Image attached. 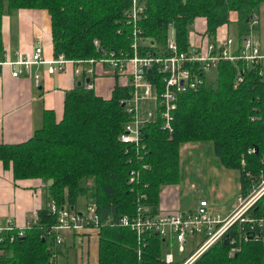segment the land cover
<instances>
[{
    "label": "trees",
    "instance_id": "obj_1",
    "mask_svg": "<svg viewBox=\"0 0 264 264\" xmlns=\"http://www.w3.org/2000/svg\"><path fill=\"white\" fill-rule=\"evenodd\" d=\"M263 3L144 0L145 12L138 22L140 52H165L171 25L178 48L187 50L190 28L198 18L206 20L205 34L211 41L228 34L230 23L239 38L247 33L252 16L259 17ZM128 6L129 0H0V52L3 16L19 8H37L50 15L53 56L96 60L106 51L127 57L133 38V26L124 16ZM220 27H225L222 33ZM242 65L219 61L215 81L207 78L198 88L178 95L170 129L162 127L159 116L142 124L137 147L119 138L131 119L124 104L132 92L129 84L116 85L108 98L75 86L65 92L62 118L56 121L52 111H44L41 127L26 141L0 144V161L11 168L15 181L39 179L58 207L77 209L79 197L94 206L100 223L97 264H168L170 240L155 232L139 238L130 227L116 222L122 215H136L138 207L157 214L160 191L178 182L181 148L189 143H210L219 163L238 172L242 194L264 177V75L249 66L243 81L234 85L237 66ZM147 76L154 82L158 79L154 71ZM263 202L264 195L252 209L254 215L264 217ZM37 213V225L24 237L0 244V264H49V258L66 244L56 245L54 235L48 233L57 222L56 214L46 204ZM237 233L235 224L192 264H264L261 240L241 241L229 254ZM184 258L175 254L170 264H180Z\"/></svg>",
    "mask_w": 264,
    "mask_h": 264
},
{
    "label": "built area",
    "instance_id": "obj_2",
    "mask_svg": "<svg viewBox=\"0 0 264 264\" xmlns=\"http://www.w3.org/2000/svg\"><path fill=\"white\" fill-rule=\"evenodd\" d=\"M144 12V0H129L124 16L126 22L133 26V38L132 51L127 57L119 58L120 56H116L113 52L105 51L104 56L96 60H69L63 54L45 59L43 47L37 45L28 56L18 54L15 59L0 60V71L6 68L12 78H30L37 87L40 85L42 74L35 67L41 65L46 66L48 74L62 72L68 65L74 66L75 74L84 72L86 75L93 74L90 68L96 62L113 67L117 70L116 75L124 78L123 84H129L132 88L130 97L124 103L131 119L124 124V130L119 138L122 143L135 147L141 143V126L145 122L155 121L159 116L163 120L162 127L171 128L172 112L178 95L202 85L207 73L217 69L219 61H239L243 64L241 67L237 66L234 85L243 81V71L249 66L255 67L258 75H264V52L259 37L254 33L260 24L259 17L252 16L247 33L239 38L236 33L235 35L222 33L211 41L205 32L191 35L190 31L187 50L178 48L173 30L166 51L151 54L148 51L140 52L139 43L142 39L139 36L138 22ZM93 45L97 49L100 47L95 39ZM83 64L88 67L83 68ZM153 71L158 76L155 82L149 80L147 76ZM85 88L90 86L86 84ZM263 195L264 177L246 194L239 193L235 198L233 209L225 216L211 212L208 201L201 199L195 208L174 211L159 208L156 215H151L148 210L138 207L136 215H122L116 223L130 227L139 238L146 232H155L170 242L174 241L178 246V254H184L185 257L180 264H192L208 248L225 238L235 224L238 233L230 241L232 244L230 255L235 253L236 244L241 241L261 240L264 244V217L252 213V209ZM86 207V212H80L68 206L58 207L55 202L48 204L50 211L56 214L57 222L48 231L49 234L54 235L56 245L65 242V232L83 235L99 231L100 223L94 206L86 205ZM262 207L264 208V202ZM37 222V211L33 212L24 223H18L12 217L0 219V244L7 239L8 242H12L17 236L24 237L26 230L37 225ZM57 256L58 254L52 255L48 260L49 264H52ZM165 262L174 263L172 252L165 255Z\"/></svg>",
    "mask_w": 264,
    "mask_h": 264
},
{
    "label": "crops",
    "instance_id": "obj_3",
    "mask_svg": "<svg viewBox=\"0 0 264 264\" xmlns=\"http://www.w3.org/2000/svg\"><path fill=\"white\" fill-rule=\"evenodd\" d=\"M16 16V17H15ZM12 19L10 15L2 18V51L0 58L15 59L17 55L28 56L33 48L41 45L44 49V58L53 57L51 20L50 15L43 9H20L15 12ZM225 27H220V33ZM203 29L197 33H203ZM83 68L88 65L83 64ZM100 71L99 77H104L105 81H95L96 94L104 98L111 95V86L122 85L123 77H116V73L106 65L96 66ZM40 71L41 82L39 86H34L32 80L27 77L12 78L8 69L0 71V144H15L26 141L35 129L41 127L43 123V113L50 110L54 113L56 121L63 115L65 92L77 86V81L85 87L88 83L86 79L89 74L82 72L78 75L74 73V66L68 65L64 71L48 74L46 66L35 67ZM104 75V76H103ZM113 78V82H112ZM119 80H121L119 82ZM118 82V84H116ZM93 89V87H90ZM111 91V92H110ZM183 148V147H182ZM214 154V153H213ZM223 172L224 168L217 159ZM240 188V187H239ZM163 191V192H162ZM165 190L161 189L159 208L170 210L181 208L178 198L168 200ZM50 196L46 190V185H42L39 179H19L14 180L12 170L5 167L0 161V219L12 217L18 223L28 220L32 211L47 204ZM235 198L224 209V211H214L222 216L228 214L234 206ZM210 207V206H209ZM191 209V208H189ZM181 210V209H180ZM73 234V233H72ZM94 236V238H93ZM97 232H88L83 235H68L65 246H60L58 255L67 258L69 253L81 241L79 260L75 264H97ZM91 242H96L93 248ZM83 243L85 245H83ZM58 264V263H57Z\"/></svg>",
    "mask_w": 264,
    "mask_h": 264
},
{
    "label": "rangeland",
    "instance_id": "obj_4",
    "mask_svg": "<svg viewBox=\"0 0 264 264\" xmlns=\"http://www.w3.org/2000/svg\"><path fill=\"white\" fill-rule=\"evenodd\" d=\"M20 9L33 10L37 8H19L18 10ZM18 10L14 11L11 14L12 19L15 16V12H18ZM258 15L260 19V24L256 28L254 33L259 37L262 45V52H264V3L261 5ZM227 27L229 28L228 32L231 35H235L236 32L233 23H230L229 26ZM190 29H191V35L196 34L197 30H201V29H203V31L205 32L206 20L204 18H198L194 20ZM173 30L174 27L173 25H171L169 27V37H172ZM5 58L7 57L6 56L2 57V59ZM2 59L0 58V60ZM96 66H101V63L96 62L94 63V66L90 68L93 74L89 75L90 78H89V82L87 83L90 87L91 86L93 87L94 93H96L95 81L96 80L105 81L104 77L102 78L99 77L102 75L99 74L100 71L99 69H97ZM263 67H264V61H263ZM93 75L95 76L96 80L93 79ZM120 77L121 76L119 75V78ZM207 77H211L210 79H213L215 81L216 78L215 71L213 70L209 71L205 79H207ZM113 81L114 80L112 78V82ZM120 81L121 80H119V82ZM116 84H118V82ZM115 86L116 85L113 84L111 88L113 89L115 88ZM87 89H91V88H87ZM216 163H218L217 158L213 154L212 146L210 143L194 142V143L186 144L183 148H181V152H180V162H179L180 176L178 182L172 183L170 185L169 184L165 185L162 188L163 190H165L164 193L166 195V198L168 200L170 198L171 200H173L176 199L177 197L181 206L180 208L181 210L195 208L198 206L199 201L201 199H204L208 201V204L210 206L209 209L211 208L216 212L224 211L223 208H225L230 202H232L234 198H236L237 195L240 193L238 172L235 170H224L223 172V169L219 165H216ZM86 200L87 199L85 197L78 198L77 209L80 212L87 211ZM50 202H54V201L50 199L46 205L48 206ZM178 209L179 208H175V209L173 208L170 209L169 211H174ZM36 211H38V209L32 211V213ZM68 235L73 236L71 232H65L64 233L65 241L68 238ZM80 245L76 244L73 250L69 253L70 255L68 257V264H75L78 262L79 253L77 256V252H79V249L81 248ZM83 245L85 244L83 243ZM91 245L94 248L96 246V242H91ZM169 249L173 255L178 254L179 252L177 244L172 240L170 242ZM181 256H184V254H181ZM66 261L67 258L64 255L61 254L57 256L58 264H64Z\"/></svg>",
    "mask_w": 264,
    "mask_h": 264
},
{
    "label": "water",
    "instance_id": "obj_5",
    "mask_svg": "<svg viewBox=\"0 0 264 264\" xmlns=\"http://www.w3.org/2000/svg\"><path fill=\"white\" fill-rule=\"evenodd\" d=\"M86 82H89L88 78L86 79ZM80 85H81V81H77V86H80Z\"/></svg>",
    "mask_w": 264,
    "mask_h": 264
}]
</instances>
